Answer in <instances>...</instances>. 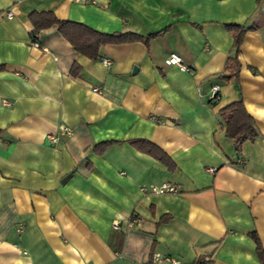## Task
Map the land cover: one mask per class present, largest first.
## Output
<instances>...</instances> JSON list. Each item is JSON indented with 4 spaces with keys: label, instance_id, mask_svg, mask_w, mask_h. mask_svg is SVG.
Here are the masks:
<instances>
[{
    "label": "crops",
    "instance_id": "0c3cea01",
    "mask_svg": "<svg viewBox=\"0 0 264 264\" xmlns=\"http://www.w3.org/2000/svg\"><path fill=\"white\" fill-rule=\"evenodd\" d=\"M42 12L151 38L102 47L93 61L56 26L35 47L30 16ZM226 25L255 28L237 80L225 79ZM171 55L190 71L167 66ZM239 101L260 137L237 151L217 113ZM63 127L72 135L52 145ZM0 133V264H150L154 253L261 264L252 235L264 248V0H0ZM163 184L177 193L149 190Z\"/></svg>",
    "mask_w": 264,
    "mask_h": 264
},
{
    "label": "trees",
    "instance_id": "16d2710c",
    "mask_svg": "<svg viewBox=\"0 0 264 264\" xmlns=\"http://www.w3.org/2000/svg\"><path fill=\"white\" fill-rule=\"evenodd\" d=\"M30 21L33 25L32 36L34 41H36L35 36L42 30L56 26L60 34L74 47L77 53L93 61H97L101 58L102 47L137 42L147 44L149 38H151H145L135 32H118L113 34L100 33L81 23L59 20L52 12L33 13L30 16ZM226 29L234 38V48L227 61L226 70L229 72V75L225 79L237 80L241 70L239 54L243 40L246 33L255 28L245 29L239 25H226ZM73 74L75 76L77 75V68L73 70ZM217 118L225 129V136L234 142L237 151H240L245 142H254L260 137L253 116L249 113L242 101L232 103L220 110L217 113ZM129 143L138 151L159 160L170 171L176 169L170 157L155 144L146 140H133ZM113 144L114 143L111 142L99 144L95 147V151L98 154H103L107 148ZM252 238L257 245V255L260 263L264 264V248L256 234H253Z\"/></svg>",
    "mask_w": 264,
    "mask_h": 264
},
{
    "label": "built area",
    "instance_id": "2783aa9c",
    "mask_svg": "<svg viewBox=\"0 0 264 264\" xmlns=\"http://www.w3.org/2000/svg\"><path fill=\"white\" fill-rule=\"evenodd\" d=\"M11 16V15H9ZM33 45L35 47H39V43L37 41H33ZM103 63L107 66H109L111 63L109 60H104ZM165 64L167 66H176L182 71H190L188 67H186L180 57L177 55H171L168 59L165 60ZM218 86H214L211 90L210 94V100L212 103H216L220 100V91ZM98 92V90H96ZM6 103V102H5ZM72 130L66 127H63L61 130V136H50L48 137L49 142L52 145H58L61 141V137L63 136H71ZM210 172H214L213 169L210 170ZM147 190V189H143ZM149 190L154 194H175L177 193V189L170 185V184H163L160 186H151ZM140 223V220L138 218H132L130 220V226L133 227ZM115 228H118V224L114 225ZM210 264L212 263V258L209 255L203 256L199 261H197L194 264ZM150 264H183L182 261L179 259L169 256V255H162L160 253H154L151 259Z\"/></svg>",
    "mask_w": 264,
    "mask_h": 264
}]
</instances>
